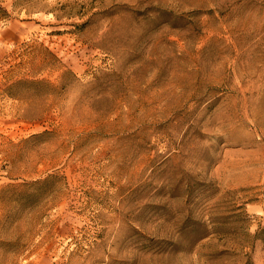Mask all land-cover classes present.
I'll use <instances>...</instances> for the list:
<instances>
[{"label": "rangeland", "instance_id": "1", "mask_svg": "<svg viewBox=\"0 0 264 264\" xmlns=\"http://www.w3.org/2000/svg\"><path fill=\"white\" fill-rule=\"evenodd\" d=\"M0 264H264V0H0Z\"/></svg>", "mask_w": 264, "mask_h": 264}, {"label": "trees", "instance_id": "2", "mask_svg": "<svg viewBox=\"0 0 264 264\" xmlns=\"http://www.w3.org/2000/svg\"><path fill=\"white\" fill-rule=\"evenodd\" d=\"M18 187H22V186H18ZM23 187H25V186H23ZM10 245H11L10 243H3V244H1V246H10Z\"/></svg>", "mask_w": 264, "mask_h": 264}]
</instances>
